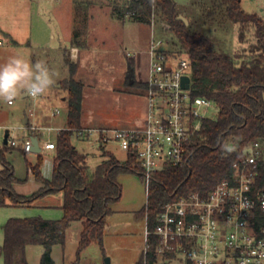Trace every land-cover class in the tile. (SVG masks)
Returning a JSON list of instances; mask_svg holds the SVG:
<instances>
[{
	"label": "trees",
	"instance_id": "1",
	"mask_svg": "<svg viewBox=\"0 0 264 264\" xmlns=\"http://www.w3.org/2000/svg\"><path fill=\"white\" fill-rule=\"evenodd\" d=\"M199 8L204 26L236 25L240 43L248 47L235 55L217 49L209 36L194 30L190 19L188 25L179 19L185 11H180L173 0H115L112 7L116 20L149 26L159 24L163 32L170 34L171 49L186 54L190 60L193 95L210 99L220 108L215 120L203 122L201 131L193 139L189 159L181 166L166 164L153 175L147 204L138 214L150 229L155 227L158 215L167 204L194 193L207 196L219 182L231 180L234 164L242 159L240 150L249 142L264 141V18L247 13L241 0H213L209 6L201 4ZM75 21L73 44L79 46L88 12L76 8ZM66 64L72 76L64 84L68 92V116L66 128L57 137L52 179L42 176L44 156L40 154L37 165L31 169L42 187L33 195H18L15 185L19 179L12 164L6 161L5 151L0 150V210L11 206L31 207L43 198L62 194L64 216L60 220L11 218L3 227L0 257L4 264H29L27 248L30 246L44 249L41 264H55L54 247L65 245L67 230L78 222L83 227L78 258L93 240L102 245L110 205L122 198L118 176L136 173L143 178L132 155L120 163L114 154L105 151L104 160L90 172L88 157L72 142L74 133L82 130L84 84L73 78L76 69L68 58ZM140 87L146 88V84ZM28 166L31 165L28 163ZM258 184L264 185V166ZM147 262L156 264L153 252ZM137 264H144L143 254Z\"/></svg>",
	"mask_w": 264,
	"mask_h": 264
},
{
	"label": "rangeland",
	"instance_id": "2",
	"mask_svg": "<svg viewBox=\"0 0 264 264\" xmlns=\"http://www.w3.org/2000/svg\"><path fill=\"white\" fill-rule=\"evenodd\" d=\"M18 1L0 0V18L7 25H11L16 20L17 11L21 9ZM173 1L180 11L187 12V15H183L195 25L194 30L209 36L217 49L235 55L248 47L247 44L240 43L236 25L227 24L221 28H211L202 24L200 21L202 13L198 9L201 4L209 6L213 0ZM40 2L42 3L41 9H45L46 17L51 22L57 43L66 42L67 47L70 46L69 39L74 31L70 25L71 12V23L73 19L75 20L76 8L81 9V12L83 9L88 12L83 38L81 37L79 41L80 58L77 57L75 60L70 58L73 52L66 55V59L68 58L76 69L73 78L84 84L82 129H126L142 124L146 117L147 102L145 88H141L140 85L145 84L148 78L149 57L147 52L154 38L162 39L170 45V34L163 32L159 24L149 26L145 23L121 22L114 19L112 7L115 0H40ZM241 3L247 13L262 15L264 0H241ZM33 7L37 9V5ZM9 47L8 40H5L0 47V65L14 56L10 54ZM17 51L25 55L30 50ZM128 53L131 56L128 57ZM52 65L53 78L65 76L69 80L72 77L67 64V68L65 66L62 68L59 62ZM67 80L62 81L60 87L56 89L55 87L50 88L43 97L36 100L23 98V94H20L12 106L0 102V150L5 151L6 161L11 163L15 169L16 177L19 179L15 185V192L18 195L30 196L41 188L40 182L35 178L31 169L37 165L38 155H28L24 151V144L29 137L28 127L24 125V122L29 118L30 124L34 125L35 116L38 115L46 127L39 129L40 141L50 140L56 143L58 132L53 128L64 125L63 129L66 128L68 108L62 97L66 96L68 99V92L64 88ZM55 112L56 116H54ZM26 125L28 126V123ZM48 126L53 127V130H49ZM31 132L32 137H37L39 133L38 130ZM7 134L9 138L5 145ZM10 139L16 143V147L9 144ZM72 142L80 152L88 157L90 172H94L104 160V151L114 154L120 163H125L128 158L115 144L111 143L102 149L96 132L88 139L74 137ZM53 153L56 154V151ZM53 153L44 152L42 154L44 159L41 172L47 180L52 178ZM118 181L123 188L122 198L110 205L111 213L106 219L107 225L102 245L98 240H93L78 258L83 227L80 222L74 223L67 230L65 245H58L53 249L55 264H106L107 259L111 264L138 263L145 249L147 227L145 219L139 218L138 214L147 204L148 191L139 174L121 173ZM59 199V196H50L37 201V204L31 207L2 208L0 210V247L4 242L3 227L11 218L50 219L61 216V211L56 207ZM47 203L54 208L46 206ZM43 252L44 249L41 246L28 247L29 264H41ZM0 264H4L1 257ZM170 264L184 263L174 261Z\"/></svg>",
	"mask_w": 264,
	"mask_h": 264
},
{
	"label": "built area",
	"instance_id": "3",
	"mask_svg": "<svg viewBox=\"0 0 264 264\" xmlns=\"http://www.w3.org/2000/svg\"><path fill=\"white\" fill-rule=\"evenodd\" d=\"M3 44L0 39V47ZM72 52L76 57L78 50ZM147 54L143 123L126 129H82L73 138L88 139L96 132L100 146L112 143L127 157L132 155L148 191L153 175L166 164L181 166L189 159L203 122L215 120L220 108L210 99L193 95L186 54L174 52L168 42L156 38ZM186 77L190 79L188 89L183 85ZM9 144L16 147L12 139ZM39 145L41 154L56 150V143L50 140ZM31 147L32 141L27 139L24 151L28 155H33ZM239 147L237 143L235 148ZM240 151L242 159L234 164L231 180L219 182L207 196L194 193L167 204L155 227H146L144 264L152 252L156 264H264V185L258 184L264 141L249 142Z\"/></svg>",
	"mask_w": 264,
	"mask_h": 264
},
{
	"label": "crops",
	"instance_id": "4",
	"mask_svg": "<svg viewBox=\"0 0 264 264\" xmlns=\"http://www.w3.org/2000/svg\"><path fill=\"white\" fill-rule=\"evenodd\" d=\"M18 2L21 5V9L17 11V14H16L17 17L14 23H12L11 25L9 24L7 25L4 22V20L2 21L0 18V39H2L4 42L5 40H8L9 46H10L9 48L11 50L10 54L14 56L23 57L29 60L31 63H35L37 61L45 62L48 65L50 70L53 67L52 64H55L56 62H59L62 68H64V66L65 68H67L66 67V55H70L74 48L78 50L76 58L77 57L78 59L80 58L81 49L76 44H73V40H74L73 35L76 29V21L73 19V22L71 23L72 12L70 15V25L72 27V30L74 31H73V34H71L70 39H69L70 46L67 47L65 45L66 42L59 41L57 43L56 36L53 33L51 22L46 17L47 14L45 12V9H41L42 3L40 2V0H31L30 2L28 0L27 1L19 0ZM32 4L37 5V9H33L34 7ZM261 13L262 15L261 14H258V15L263 17L264 8L261 9ZM183 14L187 15L186 12H183ZM183 14L181 15L184 16ZM9 40H11V42ZM17 50H26V51L30 50V51L27 54L23 55V53H18ZM64 71L66 72V70ZM53 79L55 81L54 87L56 89L60 87V83L62 81L67 80L68 78H65L64 76V77H57ZM23 98H30V97H28L27 95H23ZM62 100L67 105L66 96H63ZM55 113H54V116L57 115ZM45 122H47V120ZM26 123H28V126L26 125ZM43 123L44 122L40 119L38 115L35 116L34 125L30 124L29 118L25 120L24 125L28 127V130H29L28 139H32V136H33L31 132L32 130H38L39 133H37V137L39 141L41 140V134H40L39 129L46 128L43 125ZM64 127L65 125L63 127H58V128L49 127L48 129L49 130H51L52 128L57 129V132L59 134V132L62 131ZM53 152L54 151H51V153ZM54 158H55V154L52 159V164H53ZM52 172H53V169H52ZM51 196H59L60 199L57 202L58 206L56 207L57 209L61 211V216H56V217L46 219V220H60L64 216L63 210L61 208L63 205V200H64L63 195L56 194V195H51ZM36 204L37 202L35 203V205ZM45 205L48 206L49 204L47 203ZM48 207L54 208V206L52 205H49Z\"/></svg>",
	"mask_w": 264,
	"mask_h": 264
},
{
	"label": "clouds",
	"instance_id": "5",
	"mask_svg": "<svg viewBox=\"0 0 264 264\" xmlns=\"http://www.w3.org/2000/svg\"><path fill=\"white\" fill-rule=\"evenodd\" d=\"M70 58L76 59L75 56ZM54 85L53 73L45 62L31 63L23 57L13 56L0 65V102L9 106L20 94L39 99Z\"/></svg>",
	"mask_w": 264,
	"mask_h": 264
},
{
	"label": "water",
	"instance_id": "6",
	"mask_svg": "<svg viewBox=\"0 0 264 264\" xmlns=\"http://www.w3.org/2000/svg\"><path fill=\"white\" fill-rule=\"evenodd\" d=\"M179 19L181 21H183L186 25L189 24V20L186 17L180 15ZM183 85L185 88L188 89L190 87V79L187 77L184 78L183 79ZM8 138H9V135L7 134L5 137V144L8 143ZM31 141H32V147L30 149L31 153H33L35 155H40L42 151H41V148L39 145L40 141H39L38 137H32ZM106 264H111L109 259H107Z\"/></svg>",
	"mask_w": 264,
	"mask_h": 264
}]
</instances>
